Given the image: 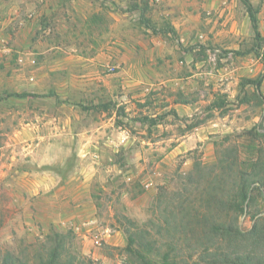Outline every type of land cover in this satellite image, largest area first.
Returning <instances> with one entry per match:
<instances>
[{"label": "rangeland", "instance_id": "rangeland-1", "mask_svg": "<svg viewBox=\"0 0 264 264\" xmlns=\"http://www.w3.org/2000/svg\"><path fill=\"white\" fill-rule=\"evenodd\" d=\"M248 1L259 37L241 0H0V257L35 264L54 230L76 264H140L126 236L155 220L177 264L264 261V189L214 214L256 226L230 243L179 223L220 160L264 174V0Z\"/></svg>", "mask_w": 264, "mask_h": 264}, {"label": "trees", "instance_id": "trees-1", "mask_svg": "<svg viewBox=\"0 0 264 264\" xmlns=\"http://www.w3.org/2000/svg\"><path fill=\"white\" fill-rule=\"evenodd\" d=\"M246 8L248 13L250 23L254 34L259 37L258 31V19L257 14L258 10L255 9L248 0H241ZM256 86L261 85V81L257 80L255 82ZM24 97V96H19ZM261 126V125H260ZM258 128L254 129L255 135L257 137H264V128L263 133H260ZM253 151V148H252ZM247 169H239L238 163L239 159L229 157L223 161H219L218 164L222 166V170L218 175H214L211 181L207 184V190L205 191L208 207L201 212L197 210L196 214H181L179 218V223L182 228H185L188 224L192 227L190 234L193 236L205 235L210 236L212 240L225 243H230L232 238L245 236L255 229V225L249 233H242L237 225L239 218L246 208H249L253 203L254 192L262 194L264 189V174H261L258 171L257 164H254L258 159L249 158ZM253 162V163H252ZM245 165V162H243ZM227 169V170H226ZM236 170V182L235 188L229 184V171L233 172ZM228 180V181H227ZM211 203V204H210ZM217 212H233L236 217L231 219L217 218L214 214ZM255 217L254 215L252 218ZM155 221V220H154ZM150 221L151 228L156 226V234L151 233L150 231H145L141 236H137L135 233H129L126 236L127 245L125 252L133 255L140 264H155V258L159 259V264H177V260H180L173 250L174 244L173 237L169 235L171 232H176L177 229L173 228L174 226L170 222L162 221V223L157 224V221ZM158 225V227H157ZM201 235V236H202ZM157 236L162 238V242L166 241L165 252L162 254L159 251V242ZM68 234L59 233L54 230H50L46 238V248L42 254L37 258L35 264H76L77 259L73 256H67V240ZM188 237L186 232L183 234L177 235L178 242H182ZM203 252L207 253L209 248L204 247ZM158 252V253H157ZM201 252V251H200ZM157 255V256H155ZM217 264H264V261L254 260L249 254L242 255H228V254H218ZM183 261V260H181ZM0 264H15L14 262H9V259L6 257H0ZM212 264V262H210Z\"/></svg>", "mask_w": 264, "mask_h": 264}]
</instances>
